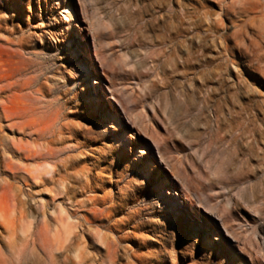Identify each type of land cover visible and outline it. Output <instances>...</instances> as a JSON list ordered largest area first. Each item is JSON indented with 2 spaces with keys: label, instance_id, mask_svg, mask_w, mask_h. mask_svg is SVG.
I'll use <instances>...</instances> for the list:
<instances>
[{
  "label": "rangeland",
  "instance_id": "1",
  "mask_svg": "<svg viewBox=\"0 0 264 264\" xmlns=\"http://www.w3.org/2000/svg\"><path fill=\"white\" fill-rule=\"evenodd\" d=\"M224 1L228 5L233 0ZM69 4L81 16L84 9L88 11L97 47L87 30H81V34H87L89 59L93 56L100 76L108 82L105 73L118 89L129 90V101L118 94L125 113L118 105L114 110L104 86L102 93L96 91L93 80L85 86L75 67L70 69L65 63L71 57L70 62L84 68L83 51H75L79 45L76 18L70 22L64 11ZM170 4L175 15L182 17L185 32L177 65L163 63L161 58L153 60V32L147 22L153 17L157 27L164 20L175 24ZM222 7L219 0H0V59L6 57L2 42L23 44L25 49L21 51L28 62L25 77L33 81L34 89L42 91L41 104L60 112V128L56 127L49 138L58 152L51 160L54 185L43 179L24 183L8 177L0 168L1 178L10 181L17 193L10 223L0 220V252L7 261L12 256L9 248L16 250L31 241V232L41 218L53 226L55 211L94 206L105 218L94 225L102 241L92 240L87 231L78 228L76 244L95 264H103L100 256L108 246L117 248V264H264L261 254L250 246L253 229L264 225V78L240 57L237 48L235 58L226 50L224 36L234 27ZM215 20L223 21L225 27L215 28ZM189 50L195 66L186 71L182 61ZM209 90L210 103L200 113L201 99ZM91 93L99 97L91 99ZM243 103L249 112L260 113L261 154L240 165L245 176L237 183L235 165L227 159L228 145L216 136L213 111L219 109L227 116L231 108ZM143 112L148 115L147 127L131 119V113ZM113 132H119L120 138ZM6 138L31 140L0 120L1 152L6 150ZM125 138L136 143L144 158L139 169L121 166L117 151ZM153 140L164 162H159ZM39 142L47 144L45 140ZM35 164L26 163L29 167ZM174 170L180 178L188 175L192 179L194 197L202 189L215 203L218 190L210 189L219 188L222 182L233 200L250 203L257 194L262 201L258 206L243 204L233 211L237 221L232 223L240 226L242 222L247 227H236L231 236L222 228L206 233L203 217L194 214L188 201L182 195L167 193ZM161 190L166 197H176L179 206L166 197L161 203ZM37 203L43 208L38 209ZM20 212L23 221L19 220ZM201 239L211 243L204 244L198 256L195 243ZM96 244L101 246V254ZM51 255L52 264H65L70 251L56 247ZM23 259L26 264H51L48 255L32 242Z\"/></svg>",
  "mask_w": 264,
  "mask_h": 264
},
{
  "label": "bare ground",
  "instance_id": "2",
  "mask_svg": "<svg viewBox=\"0 0 264 264\" xmlns=\"http://www.w3.org/2000/svg\"><path fill=\"white\" fill-rule=\"evenodd\" d=\"M219 2L223 3L221 10L224 11L229 24L234 27L231 33L224 36L223 43L226 50L235 58L234 49L237 48L240 57L247 59L252 69L264 78V0H233L228 5H225L224 0H219ZM64 11H66V17L69 18L70 22L76 18L75 25L79 29V32L76 33V38L79 39L77 42L79 45L75 51L77 53L80 50L83 51L80 55L84 58V68L82 69L86 72L87 80H93V83H96V91L98 93L103 92L104 86L106 89L104 93L108 94L107 96L112 99L114 110H116V105H118L121 107V112L125 113L126 109L121 98L129 101L131 99L129 90L124 88L118 89L108 76L103 73L106 77L105 79L108 80L106 82L98 73V66L93 56L89 59L90 52H88V45L85 42L87 34H81V30L85 29L88 34H91L95 48L98 44V38L93 24L90 22L91 18L88 11L84 9L81 16L75 12L72 4H69L68 8L64 9ZM169 11L175 15L174 7L171 4L169 5ZM173 18L175 19V24L164 20L159 27H157V23L153 17L148 19L147 22L153 32L154 40L153 44L151 43L153 60L161 58L163 63L177 65L185 32L181 27L182 17L175 15ZM79 19H82V23L86 24V26L82 25ZM219 26L225 27V23L215 20L214 27L218 28ZM161 30L163 31L162 34L157 33ZM229 41H231V44ZM2 43L6 57L0 59V120L4 123L5 127L14 128L16 131L28 135L31 140L23 142V140L17 141L13 138H6V150L4 152L0 151V168H3V173L8 177L19 178L24 183H28L29 181L36 183L38 180L43 179L47 183L54 185L55 179L51 160L56 157L58 152L50 145L49 138L52 137L56 127L60 128V112L50 111L44 107L41 104V99L42 97L44 98L42 91L34 89L33 81L25 77L28 62L21 51L25 49V46L14 42ZM98 55L96 52V56ZM194 58L193 52L189 50L187 56L182 61V67L186 71L195 66L193 62ZM120 62L124 61L121 59ZM184 74L185 76L187 75L186 72ZM237 83L239 86L242 84L240 81ZM118 94H120L121 98ZM90 95L91 99L99 97L95 96V93H91ZM211 96V91L209 90L207 95L201 99L200 113H203L206 105L210 103ZM122 113L121 115H123ZM213 115L215 118L214 130L216 136L219 141L225 142L228 145L229 153L227 159L234 163V176L238 181L237 183H241L243 173L241 174L239 170L241 168L240 165L248 161L249 158L258 157L261 154L262 129L258 125L260 113L259 111H256V113L249 112L243 103L239 107H236V109L231 108L227 112V116H224L219 109H215ZM131 117L133 123L148 126L145 122L148 120V115L144 112L141 114L131 113ZM40 140L47 141V144H41ZM153 144L159 152V162H164L165 158L161 150H159L158 143L153 140ZM29 161L36 164L33 167H29L26 165ZM175 172L177 171L174 170V180L167 182V193L182 195L185 201H188L193 208L194 214H197L198 218L203 217L202 221L206 226V233H208L209 229L218 232L222 228L225 234L231 236L236 227H247L242 222H239L240 226L232 223L237 221L233 215V211L243 204H249L252 207L258 206L261 203L260 201H262L257 194L254 195V199L250 203L248 202L249 200H243L242 203L238 199L233 200L230 194H226L225 186L222 182H219V188L210 189V192L218 190L217 195H214L217 199L215 203L210 199L211 195L205 193L202 189H199L196 192V197H194L192 179L188 175H186V179H182ZM166 198L179 206L176 197L167 196ZM201 205L207 209L203 210ZM16 206L17 193L14 191L12 183L5 178H1L0 175V220L9 224V215L16 210ZM36 207L38 209L43 208L40 203H37ZM53 215L55 221L53 226L44 220V218H41L40 222L35 225L31 232V241H26L25 244L16 250L12 247L9 248V252L12 255L10 256V261H7L5 256L0 252V264H26V262H23V257L30 242L36 243L48 255L51 264L53 263L52 249L56 247L69 249L70 255L64 260L65 264L67 261L72 264H95L83 252H80V246L76 244V241L78 238V228L84 232L87 231L92 240L102 241L100 230L94 227L95 224L99 225L98 222L105 219L99 210L94 206H82L73 209L67 208L59 212L55 211ZM24 218L23 212H20L19 220L23 221L25 220ZM256 221L258 222L257 219ZM27 226L30 230L32 227L31 221H29ZM248 227L250 228V226ZM252 236L250 246L253 247L256 254L260 253L261 258H264V225L261 224L259 229L254 228ZM95 246L98 247L101 254V246L97 244ZM247 253L251 257V251L247 250ZM117 257L118 251L115 246H108L107 251L100 256L103 264H117Z\"/></svg>",
  "mask_w": 264,
  "mask_h": 264
},
{
  "label": "snow or ice",
  "instance_id": "3",
  "mask_svg": "<svg viewBox=\"0 0 264 264\" xmlns=\"http://www.w3.org/2000/svg\"><path fill=\"white\" fill-rule=\"evenodd\" d=\"M70 60H71V57H69V60L65 61V63L68 64V68L71 69L75 67L76 73L79 74V79L84 81L85 86H87L89 81L87 80L86 72L74 62H70ZM112 135L114 137L120 138L119 132H113ZM117 155L121 157V160H122L121 166H123V164H128L131 166L133 170L141 168L144 162V158L139 155L136 143L132 141H128L126 138L124 139L122 146L118 149ZM133 174H135V172H133ZM143 178L144 177L142 176L140 177V179H143ZM165 197H166V193L163 190H161L158 196V198L161 200V203L164 202ZM195 241H196V237H193L192 242H195ZM206 243L210 244L211 242L201 239L200 242L195 243L198 256L200 254V250L202 246Z\"/></svg>",
  "mask_w": 264,
  "mask_h": 264
}]
</instances>
